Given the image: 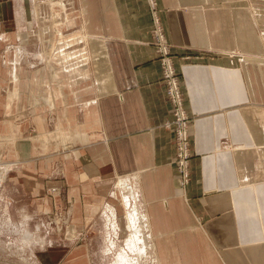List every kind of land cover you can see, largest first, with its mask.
Masks as SVG:
<instances>
[{
    "label": "crops",
    "instance_id": "1",
    "mask_svg": "<svg viewBox=\"0 0 264 264\" xmlns=\"http://www.w3.org/2000/svg\"><path fill=\"white\" fill-rule=\"evenodd\" d=\"M155 2L191 119L188 184L148 0H0V185L20 215L64 204L122 233L130 184L157 264H264V0Z\"/></svg>",
    "mask_w": 264,
    "mask_h": 264
},
{
    "label": "rangeland",
    "instance_id": "2",
    "mask_svg": "<svg viewBox=\"0 0 264 264\" xmlns=\"http://www.w3.org/2000/svg\"><path fill=\"white\" fill-rule=\"evenodd\" d=\"M1 164L2 162H0ZM58 188H55V191L50 188L46 193L55 194L57 192V194H60ZM122 188L120 194L125 216L124 218L121 216L120 220L123 222L122 226L124 225L123 229L125 231L117 233L116 222L114 228H112L111 223V220L115 221L114 215L106 217L99 215L84 221L76 220L70 215L69 206H64V204L58 208L43 210L36 217L30 216L31 219L25 223L19 213L21 209L20 201L9 200V197L14 198L16 196V188H11L13 194L10 193L7 196L6 192H4L3 181L0 185V220L9 219L12 226H15L19 221L21 227L26 226L29 229L38 230L41 243L29 251L20 252L8 248L7 239L0 238V241H2L0 243V264H120L118 262L120 253L126 255L127 259L130 258L131 264L133 262L135 264H157L154 248H151L153 242L149 230L145 229L140 219L128 224L127 214L131 213L133 206L137 208L140 214L142 212L136 197L128 196L127 191L123 192L125 189ZM143 217L147 220L144 215ZM81 224L85 226V228L82 227L84 229L83 232L81 230H71L75 228V225L80 226ZM104 225H107L111 230L104 232ZM141 226L142 228H140ZM133 227H136V229H133ZM146 228H148L147 224ZM136 231H138V234L140 232L138 239L135 237ZM129 248L133 250L131 251Z\"/></svg>",
    "mask_w": 264,
    "mask_h": 264
},
{
    "label": "built area",
    "instance_id": "3",
    "mask_svg": "<svg viewBox=\"0 0 264 264\" xmlns=\"http://www.w3.org/2000/svg\"><path fill=\"white\" fill-rule=\"evenodd\" d=\"M148 4L152 16L153 46L161 70V81L171 105V120L165 125L170 126L174 131V164L179 173V186L184 188L190 180L192 147L189 137V125L191 119L184 106L180 75L175 67L171 46L165 38L164 29L156 11V2L155 0H148ZM55 190V188L52 189V191Z\"/></svg>",
    "mask_w": 264,
    "mask_h": 264
},
{
    "label": "clouds",
    "instance_id": "4",
    "mask_svg": "<svg viewBox=\"0 0 264 264\" xmlns=\"http://www.w3.org/2000/svg\"><path fill=\"white\" fill-rule=\"evenodd\" d=\"M23 213L21 219L23 222H27L31 219L27 215L26 210H21ZM0 238L7 239V247L15 249L20 252H26L41 243L38 230L29 229L28 227H21L18 221L15 226L11 225L9 219L0 220ZM2 243V241H0Z\"/></svg>",
    "mask_w": 264,
    "mask_h": 264
},
{
    "label": "bare ground",
    "instance_id": "5",
    "mask_svg": "<svg viewBox=\"0 0 264 264\" xmlns=\"http://www.w3.org/2000/svg\"><path fill=\"white\" fill-rule=\"evenodd\" d=\"M3 171V170H2ZM4 174V173H3ZM3 177V176H2ZM121 182H123V181H121ZM122 184H124V183H122ZM124 188H122V189H125L123 192H125V191H127V194H129L128 196H135V191L133 192L132 191V187H131V185L130 184H126V187H125V185H122ZM133 189H135L134 187H133ZM124 195V194H123ZM136 197V196H135ZM133 198V197H132ZM124 199H125V196H124ZM135 199V198H134ZM133 199V201H134V203H135V200ZM132 200V199H131ZM128 202V201H127ZM126 203V202H125ZM130 204V203H129ZM126 205V204H125ZM127 220H128V224H131V222H134V220H137V219H140L141 220V222H142V224L145 226V229H147L148 230V228H146V224H147V220L143 217V215L142 214H140L139 212H138V210H137V208L135 207V206H133L132 207V210H131V213H129V214H127ZM136 218V219H135ZM139 220V221H140ZM112 222V228H114V224H115V221H113V220H111ZM138 222V221H137ZM137 224V223H136ZM141 224V223H140ZM133 225H134V223H133ZM137 227H139L138 225H137ZM140 228H142V226L140 227ZM133 229H136V227L134 228L133 227ZM140 230V229H139ZM134 231V230H133ZM142 231V230H141ZM138 231H136L135 232V237L138 239V236H139V234H140V232H139V234L137 233ZM142 234H143V232H142ZM133 236V235H132ZM141 236V235H140ZM147 236V235H146ZM132 238V237H131ZM148 238H150V237H148ZM145 239H147V238H145ZM131 240V239H130ZM135 240V239H134ZM140 240V239H139ZM138 240V241H139ZM129 241V240H128ZM146 241V240H145ZM140 242V241H139ZM127 243V242H126ZM129 243H130V241H129ZM128 243V244H129ZM134 244V243H133ZM135 244H137V243H135ZM134 244V245H135ZM142 244H143V242H142ZM138 245V244H137ZM145 245V244H144ZM144 245H143V249H144ZM132 246V245H131ZM140 246V245H139ZM138 246V247H139ZM145 246H147V245H145ZM132 248H133V246H132ZM134 248H136V247H134ZM151 248H153V245H151ZM131 248H129V250H130ZM140 249V248H139ZM133 249H131V251H132ZM141 250V249H140ZM145 250H146V248H145ZM144 251V250H143ZM138 252V251H137ZM143 253V252H142ZM119 258H118V262L120 263V264H131L130 263V258L129 259H127L126 257V255H124V254H122V253H120L119 255ZM133 262V261H132ZM134 263V262H133ZM132 263V264H133ZM135 264V263H134Z\"/></svg>",
    "mask_w": 264,
    "mask_h": 264
}]
</instances>
